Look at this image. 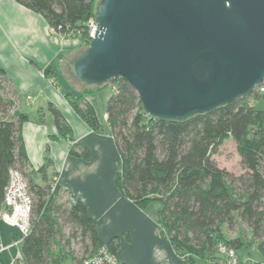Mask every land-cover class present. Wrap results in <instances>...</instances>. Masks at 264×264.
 Instances as JSON below:
<instances>
[{
    "label": "trees",
    "instance_id": "trees-1",
    "mask_svg": "<svg viewBox=\"0 0 264 264\" xmlns=\"http://www.w3.org/2000/svg\"><path fill=\"white\" fill-rule=\"evenodd\" d=\"M16 1L40 13L57 33L90 43L88 23L101 0ZM109 85L115 91L106 106L107 120L120 155L115 183L122 194L143 210L158 205V225L188 264L199 258L227 264L221 244L237 252L239 264H251L239 254L245 248H256L264 257V81L253 93L182 122L146 116L137 90L125 79L69 93L73 109L102 134L104 126L85 94ZM18 99L14 81L0 65V207L12 168L22 171L34 202L31 230L21 243L24 264H62L70 257L80 264L103 245L118 255L120 238L103 243L86 204L49 178L52 160L31 166L22 135L29 115L16 109ZM47 110L59 136L71 142L69 154L90 159L89 150L74 141L63 112L52 102ZM229 138L241 159L240 174L221 168L214 158Z\"/></svg>",
    "mask_w": 264,
    "mask_h": 264
},
{
    "label": "water",
    "instance_id": "water-1",
    "mask_svg": "<svg viewBox=\"0 0 264 264\" xmlns=\"http://www.w3.org/2000/svg\"><path fill=\"white\" fill-rule=\"evenodd\" d=\"M96 20L70 74L125 79L150 118L182 122L264 81V0H101Z\"/></svg>",
    "mask_w": 264,
    "mask_h": 264
},
{
    "label": "crops",
    "instance_id": "crops-1",
    "mask_svg": "<svg viewBox=\"0 0 264 264\" xmlns=\"http://www.w3.org/2000/svg\"><path fill=\"white\" fill-rule=\"evenodd\" d=\"M50 28L45 17L24 4L0 0V65L18 91L16 109L29 115L23 123L22 135L31 166L39 168L47 158L52 160L49 178L70 189L86 204L98 224L103 243L120 238L117 252L120 261L126 264H187L173 250L168 238L167 243L163 239L155 241L157 227L166 235L155 215L139 208L116 186L120 155L106 109L115 87L109 85L85 94L95 106L105 129L103 134L95 132L66 97L69 93L80 95L88 88L96 89L79 82L69 72L68 63L85 52V45L80 37L54 34ZM47 67L53 68L54 73L45 75ZM64 83L68 90L64 89ZM50 102L63 112L72 126L74 141L89 150L90 159L69 154L71 142L59 136L53 114L47 110ZM11 236L19 239L17 235Z\"/></svg>",
    "mask_w": 264,
    "mask_h": 264
},
{
    "label": "built area",
    "instance_id": "built-area-1",
    "mask_svg": "<svg viewBox=\"0 0 264 264\" xmlns=\"http://www.w3.org/2000/svg\"><path fill=\"white\" fill-rule=\"evenodd\" d=\"M98 27L96 17L91 18L88 23V32L91 39L95 36ZM52 33H57V30L50 28ZM9 182L5 190V197L2 207H0V222L16 227L23 239L30 233L31 217L33 208V195L29 190V184L25 179L20 169L12 168L9 175ZM20 244V239H15L9 245L2 242L0 233V253L9 248L17 247ZM220 253L224 254L228 260L227 264H239L238 254L234 249H228L221 244L219 247ZM22 254L16 259L15 264H24L21 258ZM185 262L186 260L183 259ZM188 264V262H186ZM80 264H122L118 255L114 254L107 245H103L98 251L84 258Z\"/></svg>",
    "mask_w": 264,
    "mask_h": 264
},
{
    "label": "rangeland",
    "instance_id": "rangeland-1",
    "mask_svg": "<svg viewBox=\"0 0 264 264\" xmlns=\"http://www.w3.org/2000/svg\"><path fill=\"white\" fill-rule=\"evenodd\" d=\"M97 1L99 2V0ZM82 41L85 45V49H87L90 43H88L87 41L85 42L84 40ZM63 79L65 81V78ZM63 86L65 90H68L66 89L67 88L66 83H64ZM8 96L11 97L10 94H8ZM219 149H220L219 153L214 157L215 160H217L218 165L221 168L226 169L227 171H232L236 174H240L243 170L241 167V159L237 153L235 141L229 138L227 139L225 144L222 145ZM157 206H158L157 204H152V206H150L147 210H144V211H146L149 215L154 214L156 218L157 209H158ZM156 230L157 231L155 232L153 236L155 241H158L159 239H163L167 243V236L165 235V233L162 234L161 232L162 230L158 227L156 228ZM0 233H1V236L3 237L2 241L5 245H9L11 242H13L14 238L11 235L19 236L20 244L17 247L9 248V250H6L0 253V264H15L16 259H18L21 255V250H22L21 240L23 236H21L20 231L16 227L7 225L3 222H0ZM158 237H161V238H158ZM171 251H172V248H171ZM239 254L242 260L248 261L251 264H255L258 262H264V257L256 248L254 249L245 248ZM195 262L196 264H212V261H204L200 258L195 259ZM62 264H74V262H73V259L70 257L68 259H65V261Z\"/></svg>",
    "mask_w": 264,
    "mask_h": 264
}]
</instances>
